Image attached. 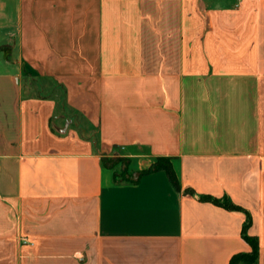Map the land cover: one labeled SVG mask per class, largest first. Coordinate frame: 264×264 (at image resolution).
I'll return each instance as SVG.
<instances>
[{
  "label": "crops",
  "instance_id": "0c3cea01",
  "mask_svg": "<svg viewBox=\"0 0 264 264\" xmlns=\"http://www.w3.org/2000/svg\"><path fill=\"white\" fill-rule=\"evenodd\" d=\"M263 141L264 0H0V264H264Z\"/></svg>",
  "mask_w": 264,
  "mask_h": 264
},
{
  "label": "trees",
  "instance_id": "16d2710c",
  "mask_svg": "<svg viewBox=\"0 0 264 264\" xmlns=\"http://www.w3.org/2000/svg\"><path fill=\"white\" fill-rule=\"evenodd\" d=\"M159 169H165L169 173V176L171 177V180L173 181V183L176 186H179V181L177 179L175 168L171 162V158H169V157H158L156 159V161L149 168L142 170L140 172V174H145L146 172H149L152 170H159ZM207 198H209V197H207ZM212 200L215 203L222 204V202L216 198H213ZM225 205L230 206L228 204H225ZM230 207H232V206H230ZM233 208H236V207H233ZM247 225H248V223H247ZM244 237L252 245V247H253L252 252L250 254L241 253V254L235 255L231 259L230 264H237L240 262L253 263V262H256L258 260L259 245H258L257 238H253V237L248 236L246 234V231L244 232Z\"/></svg>",
  "mask_w": 264,
  "mask_h": 264
},
{
  "label": "rangeland",
  "instance_id": "374dc122",
  "mask_svg": "<svg viewBox=\"0 0 264 264\" xmlns=\"http://www.w3.org/2000/svg\"><path fill=\"white\" fill-rule=\"evenodd\" d=\"M228 83L225 82V81H219V85L221 86V88L224 87V89L222 90L220 88L221 93L220 94H212L210 97H211V100L214 102V103H219V107L220 109H218V111L221 113V115H224V113H227V109H228V106H227V99H228V94L225 93V90H226V85ZM239 97H241L240 99L242 100V95H240ZM222 118V116H221ZM263 146H264V141L262 142ZM105 164L107 165L108 168H110L113 173L115 175H119V178L123 179V178H127V175H125L127 172L130 174V171H126L127 169V159L126 158H123V157H113V156H110V157H106L105 158Z\"/></svg>",
  "mask_w": 264,
  "mask_h": 264
},
{
  "label": "built area",
  "instance_id": "2783aa9c",
  "mask_svg": "<svg viewBox=\"0 0 264 264\" xmlns=\"http://www.w3.org/2000/svg\"><path fill=\"white\" fill-rule=\"evenodd\" d=\"M23 242H24V243H27V242H28V240L25 238V239L23 240Z\"/></svg>",
  "mask_w": 264,
  "mask_h": 264
}]
</instances>
